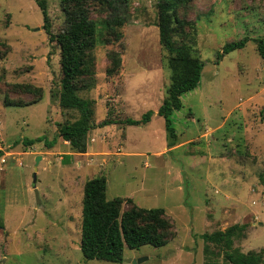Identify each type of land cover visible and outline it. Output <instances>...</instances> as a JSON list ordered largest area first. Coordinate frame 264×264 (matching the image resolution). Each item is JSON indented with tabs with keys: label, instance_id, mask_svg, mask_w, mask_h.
Instances as JSON below:
<instances>
[{
	"label": "rangeland",
	"instance_id": "374dc122",
	"mask_svg": "<svg viewBox=\"0 0 264 264\" xmlns=\"http://www.w3.org/2000/svg\"><path fill=\"white\" fill-rule=\"evenodd\" d=\"M42 1L51 33L61 32L60 1ZM157 2L127 0L118 42L107 34L99 6L85 4L95 47L91 73L76 86L93 103V122L152 116L142 126L94 127L86 153L78 154L57 136V124L78 114L58 104L59 49L48 43L36 0H0V264H229L223 249L201 236L234 224L246 228L233 249H264V60L254 41L264 40V0H192L177 8L184 31L173 39L192 45L203 68L199 87L174 114L171 148L157 115L170 83ZM243 38V48L216 63L226 43ZM112 53L120 66L108 75ZM5 99L28 106H4ZM37 137L44 140L21 144ZM98 176L106 180V199L121 200V211L131 205L164 210L165 245L125 247L120 263L82 256L83 185Z\"/></svg>",
	"mask_w": 264,
	"mask_h": 264
},
{
	"label": "trees",
	"instance_id": "16d2710c",
	"mask_svg": "<svg viewBox=\"0 0 264 264\" xmlns=\"http://www.w3.org/2000/svg\"><path fill=\"white\" fill-rule=\"evenodd\" d=\"M64 13V29L53 34L50 31V19L42 0H36L43 20V29L48 36V43H55L59 49L60 81L57 93L61 108L75 111L78 117L70 122L57 124V136L69 144L70 149L78 154L87 151V136L94 127L101 128L114 124L126 126H142L150 121L152 112H145L140 119L126 118L122 121L103 120L93 122V103L78 95L76 80L90 75L92 66L91 52L95 47V25L89 18L85 4L94 1L101 13L106 15L103 24L112 42L121 40L122 26L126 22L127 0H59ZM192 0H158V35L159 44L166 52V67L170 71V83L165 97L157 110L163 118L167 148L175 146L177 134L174 114L183 107L182 97L197 89L200 85L203 63L193 57L192 45L177 44L173 39L177 31L182 33L184 22L176 10L186 6ZM247 38L226 43L216 53V63L227 53L243 48ZM255 41L256 51L264 60V40ZM110 75L120 66V58L116 53L109 55ZM19 86V85H18ZM17 86V87H18ZM33 104V103H31ZM30 105V104H29ZM4 106H28L12 104L6 99ZM43 137L23 139L21 144L31 147L43 141ZM19 142L13 143L16 146ZM54 142L45 143L51 147ZM3 153L0 150V157ZM264 184V176H259ZM106 180L103 176L93 177L84 182L81 208L80 251L86 260H97L109 263L122 262L123 248L137 250L142 246L161 247L166 244V232L169 222L162 208H138L131 205L121 211V200H107L105 196ZM245 224H234L223 231H216L201 236L205 243L219 246L224 251V259L229 264H264V249L242 253L232 248L233 240L242 236Z\"/></svg>",
	"mask_w": 264,
	"mask_h": 264
},
{
	"label": "water",
	"instance_id": "95a60500",
	"mask_svg": "<svg viewBox=\"0 0 264 264\" xmlns=\"http://www.w3.org/2000/svg\"><path fill=\"white\" fill-rule=\"evenodd\" d=\"M38 160H39V158L35 159V164H37ZM35 170H36V167L34 168V172H33V175H32L33 176V179H32L33 185L36 184V173H35ZM34 194H35V196H37V190L35 188H34ZM138 262H141V260H138ZM128 263L137 264V261L136 260H128Z\"/></svg>",
	"mask_w": 264,
	"mask_h": 264
}]
</instances>
